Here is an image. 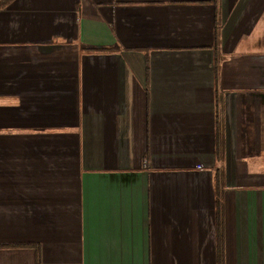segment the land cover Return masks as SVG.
Returning a JSON list of instances; mask_svg holds the SVG:
<instances>
[{
	"label": "crops",
	"instance_id": "1",
	"mask_svg": "<svg viewBox=\"0 0 264 264\" xmlns=\"http://www.w3.org/2000/svg\"><path fill=\"white\" fill-rule=\"evenodd\" d=\"M0 264H264V0L0 10Z\"/></svg>",
	"mask_w": 264,
	"mask_h": 264
},
{
	"label": "trees",
	"instance_id": "2",
	"mask_svg": "<svg viewBox=\"0 0 264 264\" xmlns=\"http://www.w3.org/2000/svg\"><path fill=\"white\" fill-rule=\"evenodd\" d=\"M13 0H0V10L4 9L7 7ZM98 50H104V49H98ZM91 51H97L96 49H92ZM220 123V122H219ZM216 132L215 136L218 138L220 131H218V119L216 121ZM220 125V124H219ZM218 158V156H217ZM220 164V161L218 162ZM217 164V170L214 173V189H215V194H218V189H222V176L220 174V169L218 168ZM215 210H216V224L217 228H221L222 222H223V211H222V201L219 199L218 195L216 196L215 199Z\"/></svg>",
	"mask_w": 264,
	"mask_h": 264
}]
</instances>
